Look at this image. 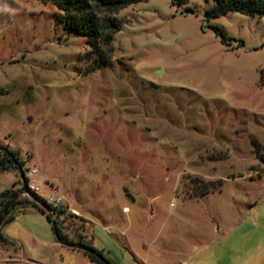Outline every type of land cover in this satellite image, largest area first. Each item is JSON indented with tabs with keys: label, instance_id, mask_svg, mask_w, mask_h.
<instances>
[{
	"label": "rangeland",
	"instance_id": "374dc122",
	"mask_svg": "<svg viewBox=\"0 0 264 264\" xmlns=\"http://www.w3.org/2000/svg\"><path fill=\"white\" fill-rule=\"evenodd\" d=\"M211 4L118 8L94 65L53 3L0 0V146L61 192L60 231L111 264H264V15L207 18ZM12 181L0 170V191ZM9 213L0 264H97L35 208Z\"/></svg>",
	"mask_w": 264,
	"mask_h": 264
},
{
	"label": "trees",
	"instance_id": "16d2710c",
	"mask_svg": "<svg viewBox=\"0 0 264 264\" xmlns=\"http://www.w3.org/2000/svg\"><path fill=\"white\" fill-rule=\"evenodd\" d=\"M53 3L59 12L56 14V20L61 24L66 33H75L84 36L85 43L92 53L94 65L105 63L108 59V52L111 50L112 33L120 27V20L113 14L118 8L137 1V0H48ZM186 0H170L173 4H181ZM228 10H236L247 14L264 15V0H212V4L204 9L205 17L217 16ZM212 29L224 37L222 28L217 25H211ZM103 47L106 52H101ZM258 82L264 85V69L258 70ZM22 160L17 156L16 152L0 146V170L14 169L21 171L23 175V184L25 186L24 167ZM219 181H217L218 183ZM15 181L10 183L0 191V225L12 219L11 210L23 211L27 207L35 208L39 213L43 214L46 221L50 222L51 230L55 240L67 246L70 239L60 231L55 222L50 219L48 214L29 198H16L20 192H24L14 187ZM205 188L201 190V194L208 188H214L216 182L205 181ZM26 188V186H25ZM26 192L38 196V194L26 188ZM57 214H61L63 209L58 206ZM69 247V246H68ZM87 254V253H86ZM87 256L97 264H103L98 258L92 254Z\"/></svg>",
	"mask_w": 264,
	"mask_h": 264
},
{
	"label": "built area",
	"instance_id": "2783aa9c",
	"mask_svg": "<svg viewBox=\"0 0 264 264\" xmlns=\"http://www.w3.org/2000/svg\"><path fill=\"white\" fill-rule=\"evenodd\" d=\"M37 172L36 166H30L24 170L25 175V186L27 189L33 191L34 193L38 194L49 207L48 211H45L51 220H56L59 217L57 214L56 209L62 202L63 196L59 190L55 187H50L49 190L45 194H41L39 191L38 182L33 176ZM73 214H75V210H71Z\"/></svg>",
	"mask_w": 264,
	"mask_h": 264
},
{
	"label": "water",
	"instance_id": "95a60500",
	"mask_svg": "<svg viewBox=\"0 0 264 264\" xmlns=\"http://www.w3.org/2000/svg\"><path fill=\"white\" fill-rule=\"evenodd\" d=\"M18 177L19 180L21 181V189L29 196L31 200H33L36 204H38L44 211H48L50 207L43 201L41 200L38 196L30 194L26 192V188L23 184V175L21 171L18 170ZM67 246L80 249L84 251L87 254H92L96 258H98L103 264H111L107 259H105L96 249H94L92 246H89L85 243L82 242H74V241H69L66 243Z\"/></svg>",
	"mask_w": 264,
	"mask_h": 264
},
{
	"label": "crops",
	"instance_id": "0c3cea01",
	"mask_svg": "<svg viewBox=\"0 0 264 264\" xmlns=\"http://www.w3.org/2000/svg\"><path fill=\"white\" fill-rule=\"evenodd\" d=\"M15 178H16V177H15ZM15 178H14V179H15Z\"/></svg>",
	"mask_w": 264,
	"mask_h": 264
},
{
	"label": "flooded vegetation",
	"instance_id": "af4514ba",
	"mask_svg": "<svg viewBox=\"0 0 264 264\" xmlns=\"http://www.w3.org/2000/svg\"><path fill=\"white\" fill-rule=\"evenodd\" d=\"M95 257V256H94Z\"/></svg>",
	"mask_w": 264,
	"mask_h": 264
}]
</instances>
